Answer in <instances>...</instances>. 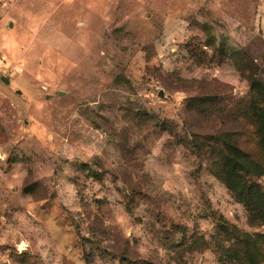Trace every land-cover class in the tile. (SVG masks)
<instances>
[{
    "label": "rangeland",
    "instance_id": "obj_1",
    "mask_svg": "<svg viewBox=\"0 0 264 264\" xmlns=\"http://www.w3.org/2000/svg\"><path fill=\"white\" fill-rule=\"evenodd\" d=\"M262 108L264 0H0V264H264Z\"/></svg>",
    "mask_w": 264,
    "mask_h": 264
},
{
    "label": "trees",
    "instance_id": "obj_2",
    "mask_svg": "<svg viewBox=\"0 0 264 264\" xmlns=\"http://www.w3.org/2000/svg\"><path fill=\"white\" fill-rule=\"evenodd\" d=\"M259 111L260 114H262L264 108ZM259 125L261 134L260 143L264 149V126H262L260 122ZM228 149L231 157L228 156L225 158L224 166L221 171L223 180L234 193L246 194L247 192V198L245 199L246 203L248 202L250 207H252L251 205L254 207V205L257 204V210L262 212L260 214H263L264 216V190L259 185L246 179V176L249 174L262 176L263 167L256 161L251 160L248 154L243 153L236 146L229 145ZM236 256L237 255H235V257ZM247 263L258 264V259L256 256L248 254Z\"/></svg>",
    "mask_w": 264,
    "mask_h": 264
},
{
    "label": "water",
    "instance_id": "obj_3",
    "mask_svg": "<svg viewBox=\"0 0 264 264\" xmlns=\"http://www.w3.org/2000/svg\"><path fill=\"white\" fill-rule=\"evenodd\" d=\"M2 80L5 82V83H10V81L8 79H5L4 77L2 78ZM60 96L64 95V93L60 92L59 93ZM160 95L163 96V92L161 91L160 92Z\"/></svg>",
    "mask_w": 264,
    "mask_h": 264
}]
</instances>
